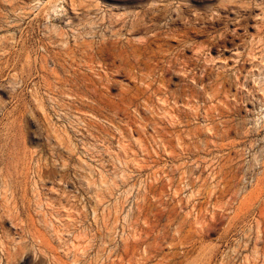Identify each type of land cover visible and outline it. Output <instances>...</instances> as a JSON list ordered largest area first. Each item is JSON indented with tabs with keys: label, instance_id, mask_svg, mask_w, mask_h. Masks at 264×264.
I'll return each mask as SVG.
<instances>
[{
	"label": "rangeland",
	"instance_id": "rangeland-1",
	"mask_svg": "<svg viewBox=\"0 0 264 264\" xmlns=\"http://www.w3.org/2000/svg\"><path fill=\"white\" fill-rule=\"evenodd\" d=\"M0 264H264V0H0Z\"/></svg>",
	"mask_w": 264,
	"mask_h": 264
},
{
	"label": "bare ground",
	"instance_id": "bare-ground-1",
	"mask_svg": "<svg viewBox=\"0 0 264 264\" xmlns=\"http://www.w3.org/2000/svg\"><path fill=\"white\" fill-rule=\"evenodd\" d=\"M139 18V17H138ZM151 21V20H150ZM135 23V22H134ZM138 24V23H137ZM77 56V55H76Z\"/></svg>",
	"mask_w": 264,
	"mask_h": 264
}]
</instances>
